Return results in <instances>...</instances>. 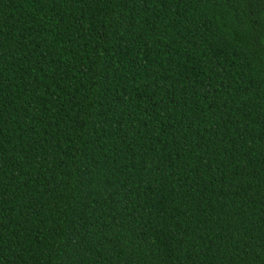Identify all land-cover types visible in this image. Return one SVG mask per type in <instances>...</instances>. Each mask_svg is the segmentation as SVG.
<instances>
[{
    "label": "trees",
    "instance_id": "16d2710c",
    "mask_svg": "<svg viewBox=\"0 0 264 264\" xmlns=\"http://www.w3.org/2000/svg\"><path fill=\"white\" fill-rule=\"evenodd\" d=\"M0 264H264V0H0Z\"/></svg>",
    "mask_w": 264,
    "mask_h": 264
}]
</instances>
